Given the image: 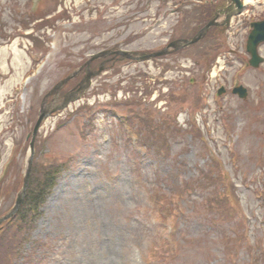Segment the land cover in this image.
<instances>
[{"label":"rangeland","instance_id":"1","mask_svg":"<svg viewBox=\"0 0 264 264\" xmlns=\"http://www.w3.org/2000/svg\"><path fill=\"white\" fill-rule=\"evenodd\" d=\"M198 14L197 0H0V218L22 185L41 107L103 67L36 133L39 175L52 160L67 167L16 264H264V65L246 62L240 28L148 60H90L191 38ZM0 227L11 229L7 261L19 236Z\"/></svg>","mask_w":264,"mask_h":264},{"label":"trees","instance_id":"2","mask_svg":"<svg viewBox=\"0 0 264 264\" xmlns=\"http://www.w3.org/2000/svg\"><path fill=\"white\" fill-rule=\"evenodd\" d=\"M66 166L67 163L65 162L53 160L44 168L45 172L39 175L36 165H33L23 201L16 214L5 222L8 227L11 224L15 225L18 235L14 232V236H19V242L14 245L10 252L6 253L7 261H3L1 257L2 254H0V260H2L0 264H16L14 260L18 259L21 255L27 260V257L23 254L22 250H20V245L27 239L31 229L34 228V224L40 215V208L55 185L58 175ZM11 221L12 223L9 224ZM1 228L2 227H0V229ZM8 236H12L10 227L0 232V251L3 250L1 245H11V239L9 240Z\"/></svg>","mask_w":264,"mask_h":264},{"label":"water","instance_id":"3","mask_svg":"<svg viewBox=\"0 0 264 264\" xmlns=\"http://www.w3.org/2000/svg\"><path fill=\"white\" fill-rule=\"evenodd\" d=\"M234 2L236 3L237 6V12L240 11L242 4L240 2V0H234ZM212 24V22H209L207 25H205L191 40H187V39H180V40H176L173 41L169 44V46H173L174 48H179V47H184L186 45L192 44L196 41H198L205 33L206 29ZM253 29L251 30L249 36H248V40H247V51L250 53L251 58H250V64L253 65L254 67L259 66V64L262 62L263 58H261V56H259V54L257 53V45L259 44V42L264 41V21H260L257 23H253L252 24ZM167 48L148 54V55H144L142 57H140L141 59H145L151 56H156V55H161L167 52ZM111 51H103L101 52L99 55H95L93 56L91 59L96 58L98 56H103L107 53H109ZM117 53L123 55V56H127V57H132L131 54H129L128 52L125 51H117ZM89 62V61H88ZM101 70V68L99 69ZM93 72H87L84 79L86 81V86L90 81V77L91 75H93ZM71 76L70 75L66 78H64L63 80H61L57 85H56V89H59L60 86L65 83ZM85 86V87H86ZM84 87V88H85ZM81 89V88H80ZM223 90V89H222ZM81 93V91H74L68 95H66V97L64 98L63 102L58 106V108H63L65 107L70 101L75 100L79 97V94ZM233 92H237V94L242 97L245 98L246 97V88H244L243 86H238L235 87L233 89ZM45 110H41L39 117L36 121V124L33 128V134H32V139L30 141V155L29 158L27 160V166H26V171H25V175H24V179H23V185L22 188L20 190V192L18 193L16 200H15V204L13 206V208L11 209V211L5 215L4 217L0 218V222L3 221L4 219L10 217L11 215H13L15 213V211L17 210L19 204L22 201V198L25 194L26 191V187L28 184V179H29V175H30V171H31V167H32V161H33V154H34V137L35 134L37 132V129L40 125L41 120L43 119V117L46 115Z\"/></svg>","mask_w":264,"mask_h":264},{"label":"flooded vegetation","instance_id":"4","mask_svg":"<svg viewBox=\"0 0 264 264\" xmlns=\"http://www.w3.org/2000/svg\"><path fill=\"white\" fill-rule=\"evenodd\" d=\"M259 2L262 5L259 8V12L254 14L253 13L254 11H252L249 14V16L244 15L243 17L244 21L247 20L248 22H252V21L254 22V21L264 20V0H259ZM197 8H202L204 9L205 12H207V14H211L212 15L211 19L215 18L217 23L210 27H213L216 30L223 31L230 25V20L229 19L226 20L227 13L233 11V5L230 0H197ZM206 23L207 20L202 24L198 23L197 26H200L199 28H201ZM258 51L259 54L264 58V41L258 45ZM262 65H264V61Z\"/></svg>","mask_w":264,"mask_h":264},{"label":"bare ground","instance_id":"5","mask_svg":"<svg viewBox=\"0 0 264 264\" xmlns=\"http://www.w3.org/2000/svg\"><path fill=\"white\" fill-rule=\"evenodd\" d=\"M251 0H245V2L247 3V2H250ZM18 58V57H17ZM19 59V58H18ZM16 60V59H15ZM15 62H17V61H15ZM19 64V62L16 64V65H18ZM21 64V63H20ZM28 65H23V66H21V68L18 70V75H17V77H19L21 74H22V71H24V69L27 67ZM215 70H213V75H215ZM17 78H14V80L12 81L13 82V84H14V82H15V80H16ZM5 88H1L0 89V100H2L3 99V96H4V94H5ZM1 108V107H0Z\"/></svg>","mask_w":264,"mask_h":264}]
</instances>
